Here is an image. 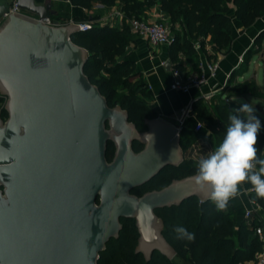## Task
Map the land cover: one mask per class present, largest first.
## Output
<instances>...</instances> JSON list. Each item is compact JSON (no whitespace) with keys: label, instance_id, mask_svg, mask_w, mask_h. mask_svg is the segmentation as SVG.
Wrapping results in <instances>:
<instances>
[{"label":"water","instance_id":"obj_1","mask_svg":"<svg viewBox=\"0 0 264 264\" xmlns=\"http://www.w3.org/2000/svg\"><path fill=\"white\" fill-rule=\"evenodd\" d=\"M23 12L4 17L13 2ZM0 264H97L121 220H134L135 253L172 259L156 210L197 197L188 175L141 196L132 190L164 167H181L182 121L145 119L140 132L120 106L110 107L84 73L88 51L70 36L74 20L45 24L49 5L0 0ZM37 17V18H36ZM264 59V56H263ZM172 71L170 60L163 64ZM242 106L248 101L234 96ZM142 145L135 152L133 142ZM114 146L106 159L107 143Z\"/></svg>","mask_w":264,"mask_h":264},{"label":"trees","instance_id":"obj_2","mask_svg":"<svg viewBox=\"0 0 264 264\" xmlns=\"http://www.w3.org/2000/svg\"><path fill=\"white\" fill-rule=\"evenodd\" d=\"M117 0H71L74 5L88 8L96 2L104 6H111ZM126 15L138 14L141 6L136 0H122ZM146 5L159 3V10L167 17L173 32L174 40L170 45V58L173 68L184 74L189 72L182 66L178 53L190 55L196 53L195 45L208 59L215 58L217 52L227 50L232 41L231 9L240 24L248 28L264 15V0H144ZM139 11V10H138ZM140 18L139 16H135ZM86 30L73 33L70 39L78 46L88 51V59L84 66V73L90 82L96 85L105 97L110 107L120 106L128 113V120L138 129H145V119L156 117V112L146 103V83L139 79L135 66L128 59L127 46L132 40V33L127 26L117 28L110 24L92 22ZM79 21H85L79 19ZM178 25V27H176ZM264 40V31L255 38V51L248 49L243 62H249L254 54H262L260 45ZM205 43L211 45V52H207ZM196 70H199L197 67ZM234 92L229 97L250 96L264 99V90L256 81L245 80L233 85ZM227 89L224 88V92ZM2 97L0 96V103ZM240 107L231 101L225 102L220 98L213 105L214 114L203 100L192 105V112L197 121L203 123L214 136L222 141L229 125L232 110ZM2 109L6 119L7 113ZM244 117L242 114H238ZM198 133L193 129H183L180 133V146L190 145L197 138ZM258 155L264 157V121H261V131L258 134ZM135 152L141 149L137 142L132 144ZM114 146L107 143L106 159L111 161ZM198 165L188 160L186 167H167L159 177L173 179L196 174ZM142 188L132 190L139 195ZM255 195V194H253ZM256 196V195H255ZM257 197V196H256ZM156 214L163 221V236L174 248L176 255L192 264H238L251 260L262 248V243L255 235V221L249 227L246 221L237 224L235 210L228 203L224 211H218L209 200L200 201L191 197L179 205L164 207L156 210ZM122 228L117 238L110 239L105 250L99 254L97 264H174L172 259L153 253L146 261L141 253H135L138 233L134 220H121ZM182 226L195 234L191 242L178 239L175 227Z\"/></svg>","mask_w":264,"mask_h":264},{"label":"crops","instance_id":"obj_3","mask_svg":"<svg viewBox=\"0 0 264 264\" xmlns=\"http://www.w3.org/2000/svg\"><path fill=\"white\" fill-rule=\"evenodd\" d=\"M40 5L50 6V19L54 24H67L70 21L99 22L110 24L117 28L126 25V12L122 0H117L111 6H104L99 3H92L88 8H83L71 3V0H35ZM141 4L136 11L138 14H128L139 16L140 18L153 21L161 12L159 3L155 2L146 5L144 0H136ZM2 2H0V5ZM139 10V11H138ZM232 19V41L227 50L217 52L215 58L208 59L202 50L197 49L195 54L184 55L178 53V59L182 61V66L189 73L200 74L203 72L207 62H216L217 69L214 73L204 71L206 83L199 88L192 89L188 94H182L170 90L172 80L171 72L166 71L163 64L170 60V46H157L152 48L143 38L132 34V40L127 46L128 59L134 63L135 71L139 79L146 83V103L156 112V115L170 123L177 124L182 121L183 113L187 111L191 100L203 96L209 91H215L210 100L203 99V104L208 105L209 110L214 114L213 105L219 102L220 98L229 97L228 92H224L225 84L230 73L240 64L245 52L255 40V36L264 30V15L258 18L254 24L248 28L243 27L234 17L231 9ZM1 22V20H0ZM207 52H211V45L205 43ZM252 63L259 61L264 65L262 54H254L251 58ZM172 62V61H171ZM173 65V62H172ZM199 70H196V68ZM230 99L232 97H229ZM196 118L192 112V107L183 120V124L191 129L195 124ZM204 130V128H203ZM202 130V131H203ZM221 141L214 137L212 132H204L195 143H191L187 151L186 158L195 160L197 154L206 157L210 154ZM200 150H195V147ZM198 165V164H197ZM252 185L244 183L240 186L239 195L229 202L235 210L237 224L246 221L249 225L255 221L256 227H262L264 233V199L256 197L250 192ZM249 260L243 261L248 262ZM247 264V263H246Z\"/></svg>","mask_w":264,"mask_h":264},{"label":"clouds","instance_id":"obj_4","mask_svg":"<svg viewBox=\"0 0 264 264\" xmlns=\"http://www.w3.org/2000/svg\"><path fill=\"white\" fill-rule=\"evenodd\" d=\"M232 111L237 114L229 116L222 141L199 160L197 173L190 178L194 190L205 193L218 211L227 208L244 183H250L251 191L264 198V157L258 155L257 147L261 121L253 114L255 109L250 104ZM174 231L178 239L189 242L195 239V234L182 226Z\"/></svg>","mask_w":264,"mask_h":264},{"label":"built area","instance_id":"obj_5","mask_svg":"<svg viewBox=\"0 0 264 264\" xmlns=\"http://www.w3.org/2000/svg\"><path fill=\"white\" fill-rule=\"evenodd\" d=\"M10 13L21 14L23 12L18 8L17 3L14 1L8 8L4 17H7ZM41 22L49 25L54 24L50 18L41 19ZM74 23L79 26V30H86L91 26V23L89 21H74ZM126 25L132 34L143 38L152 48L163 45L170 46L174 40L169 21L162 12H160L157 15L156 19L153 21H149L143 18H137L133 15H128L126 17ZM195 48L200 49V46L197 44L195 45ZM216 69V62H207L205 67L202 69L203 72L200 74H184L178 69L173 68L171 71L172 80L169 86L170 90L182 94H188L192 89L199 88L206 83V77L204 75L205 70L210 73H214ZM214 94L215 91H209L203 95V99L210 100L214 96ZM0 96L4 97L1 94ZM224 100L225 102L231 101L229 97L224 98ZM2 107H4V105L0 106V119L5 120L2 115ZM203 128V123L196 120L193 126L194 132L200 133ZM250 192L255 194L254 191H251V189ZM255 235L262 243L261 250L255 254L253 259L249 260L248 262H240L238 264H264V233L262 227L255 228Z\"/></svg>","mask_w":264,"mask_h":264},{"label":"rangeland","instance_id":"obj_6","mask_svg":"<svg viewBox=\"0 0 264 264\" xmlns=\"http://www.w3.org/2000/svg\"><path fill=\"white\" fill-rule=\"evenodd\" d=\"M170 25V23H169ZM176 27H178V25H176ZM170 28H171V25H170ZM264 31V30H263ZM171 32H172V29H171ZM262 31H260L259 33H257V35L255 36V38H257L259 36V34L261 33ZM173 34V32H172ZM254 43V42H253ZM262 51L264 52V40L261 42V45H260ZM250 50L252 51H255L257 49V46L251 44V46L249 47ZM244 59H242V61L240 62V64L235 68V70H233L228 79H227V82L225 84V88L227 89V92H228V95L233 93L234 90H233V85L235 83H238V82H243L245 81L246 79L247 80H252V81H256L261 89L264 90V65L262 62L259 61L256 62V63H252V61L250 60L248 63L247 62H243ZM247 101L248 103L247 104H250L254 109V115L260 120V121H264V99H257V98H252L250 96H243ZM5 98L2 97V101L0 103V106L4 105L5 103ZM241 107V106H240ZM240 107H237L240 108ZM242 115L245 116V114L243 113H240ZM206 132V133H209L210 131L204 127V130L201 131L200 133L196 134L197 135V138L193 141L192 143H195L199 138H201V135ZM215 137V136H214ZM216 138V137H215ZM190 145L188 144H183L182 145V151H183V162H182V166L183 167H186L188 165V159L186 158V155H187V151L189 149ZM195 150H200L199 147H195ZM197 158L194 160H190L192 163L194 164H198L199 160L203 157L201 154H197L196 156ZM172 262L174 264H192L191 262L175 255L173 258H172Z\"/></svg>","mask_w":264,"mask_h":264},{"label":"flooded vegetation","instance_id":"obj_7","mask_svg":"<svg viewBox=\"0 0 264 264\" xmlns=\"http://www.w3.org/2000/svg\"><path fill=\"white\" fill-rule=\"evenodd\" d=\"M140 132H143L146 130L145 129H138ZM136 142V141H135ZM134 143V142H133ZM138 143V142H137ZM141 145V144H140ZM141 149H142V145H141ZM140 149V150H141ZM167 167L169 166H166L164 167L155 177H153L151 180H149L147 183L143 184L142 186H140V188H142V191L139 195L137 196H141L142 194H144L145 192H148V191H152V190H160L162 188H164L165 186H167L171 181L169 178H167L166 176L161 178L159 177L160 173L162 171H164ZM139 188V187H138ZM136 195V194H135Z\"/></svg>","mask_w":264,"mask_h":264}]
</instances>
